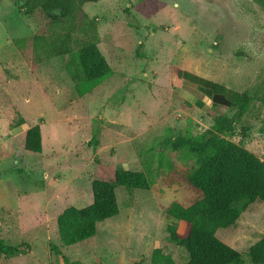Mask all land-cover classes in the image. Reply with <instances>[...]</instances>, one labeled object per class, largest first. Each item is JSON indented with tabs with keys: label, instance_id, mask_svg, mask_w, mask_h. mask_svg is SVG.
Listing matches in <instances>:
<instances>
[{
	"label": "rangeland",
	"instance_id": "rangeland-1",
	"mask_svg": "<svg viewBox=\"0 0 264 264\" xmlns=\"http://www.w3.org/2000/svg\"><path fill=\"white\" fill-rule=\"evenodd\" d=\"M145 1L82 6L95 20L99 48L114 74L79 96L66 69L73 66L58 57L36 62L34 27L17 0H0V145L9 139L16 154L6 157L0 146V240L24 246L0 264H63V257L82 264H150L155 248L175 264H187L186 253L169 243L166 231L172 224L182 232L184 224L165 210L199 197L186 181L195 159L172 151L169 141L197 136L212 120L167 95L172 68L248 95L243 111L215 110L234 117L228 138L264 161V9L253 0H154L157 12L145 18L140 9ZM78 48L72 45L74 63ZM144 60L157 68L156 81L143 79ZM21 118L22 128L40 126V154L23 149L22 135L12 138ZM122 169L143 172L150 190L116 186L118 215L99 223L91 239L61 245L57 216L67 207L89 205L92 181L113 182ZM263 235L261 201L216 232L246 264L248 248ZM50 244L63 256L51 253Z\"/></svg>",
	"mask_w": 264,
	"mask_h": 264
},
{
	"label": "trees",
	"instance_id": "trees-1",
	"mask_svg": "<svg viewBox=\"0 0 264 264\" xmlns=\"http://www.w3.org/2000/svg\"><path fill=\"white\" fill-rule=\"evenodd\" d=\"M253 1L264 9V0ZM96 2L98 0H17L19 11L35 29V35L31 38L32 58L42 63L58 57L66 62V66H73V70L66 69L79 96L89 93L112 74L98 48L99 36L95 20L82 10L83 5ZM140 9L145 18L157 12L154 0L141 3ZM20 41L23 40L16 42ZM76 43L79 48L77 63H74L70 57L72 45ZM172 69L173 84L177 85L178 79L185 72ZM202 82L210 90V94L206 95L211 99L213 107L216 102L211 95L225 100L226 103L222 104L224 107L241 111L246 109L248 95L210 81ZM234 123L233 116L215 113L210 128L202 133L194 137L177 135L169 141L172 151L182 150L195 159V165L187 173L186 181L199 197L188 206L175 202L165 210L173 220L184 224L182 232L172 224L167 225L166 231L169 243L186 253L187 264H246L240 252L216 236L218 229L233 226L249 205L256 201L264 202V161L228 138ZM23 124L21 118L16 126ZM23 137L25 151L41 153L39 125L27 129ZM11 153L12 157H16L13 151ZM116 186L125 190L147 191L152 182L143 172L123 169L115 172L113 182L92 181L91 203L82 208L67 207L56 218L61 245L72 246L91 239L99 223L118 215ZM23 248V244L9 246L0 240V258L15 256ZM49 251L56 257L63 256L54 244L49 245ZM246 256L250 264H264V235L248 248ZM62 259L63 264H82L65 257ZM130 264H141V261ZM150 264L175 262L171 255L155 248L150 256Z\"/></svg>",
	"mask_w": 264,
	"mask_h": 264
},
{
	"label": "crops",
	"instance_id": "crops-1",
	"mask_svg": "<svg viewBox=\"0 0 264 264\" xmlns=\"http://www.w3.org/2000/svg\"><path fill=\"white\" fill-rule=\"evenodd\" d=\"M99 40H100V37H99ZM98 48H99V44H98ZM99 50H100V48H99ZM100 52H101V50H100ZM102 55L104 56V54H102ZM104 58L112 70V74H111V76H112L114 74L113 67L111 66L110 62L106 59L105 56H104ZM143 66L145 68L148 66V69L143 72V76H144L143 79L149 78L152 81H156L157 73H155V70L157 68L155 67L153 62L149 61L148 65H147V60H144ZM184 72H185V74L182 75L181 78L178 79L177 85L173 84L172 73H169L170 74V82L168 84L169 88L167 90V95L172 96L174 94L175 100H177V102L182 101V102L188 104L190 107L192 106L195 109L202 110L204 112V114L207 115L208 117L210 116V118L212 120L211 116L216 113L215 108H217L218 106L224 107L222 104L226 103L225 100H223L222 98H220L218 96L211 95L212 100H214V102H216V106L213 107L211 99L206 95L210 92V90L208 87H206L203 84L202 80L203 81L204 80L210 81V82H213V81L208 80V79H204L202 77H199V76L192 74V73L185 71V70H184ZM121 75H122L121 77H123V74H121ZM110 77H108L107 79H109ZM29 128L30 127H28V126H26L25 128H22V125H21L19 128H17L18 130L13 131L12 138L18 137L20 135L23 136L24 132ZM8 140L9 139L5 140V142H3L0 146L4 147V154L6 157L7 156L11 157L12 156L11 152L13 150H10V148L8 147ZM41 140H42V136H41Z\"/></svg>",
	"mask_w": 264,
	"mask_h": 264
}]
</instances>
